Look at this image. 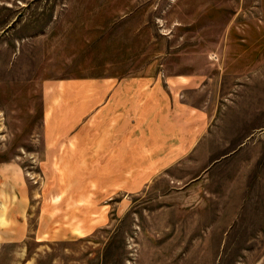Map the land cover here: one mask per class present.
<instances>
[{
	"label": "rangeland",
	"instance_id": "374dc122",
	"mask_svg": "<svg viewBox=\"0 0 264 264\" xmlns=\"http://www.w3.org/2000/svg\"><path fill=\"white\" fill-rule=\"evenodd\" d=\"M164 73L206 76L207 132L161 170L97 157L110 87ZM10 166L27 231L1 214L0 264H264V0H0Z\"/></svg>",
	"mask_w": 264,
	"mask_h": 264
},
{
	"label": "crops",
	"instance_id": "0c3cea01",
	"mask_svg": "<svg viewBox=\"0 0 264 264\" xmlns=\"http://www.w3.org/2000/svg\"><path fill=\"white\" fill-rule=\"evenodd\" d=\"M222 78L225 76L222 75ZM205 79V75L170 78L164 73L162 77L144 76L131 78L127 83L114 84L107 91L113 137L111 140H102L97 157L155 155L159 157L149 163L148 169L161 170L167 167L168 155L190 150L198 142L196 136L207 132L208 119L214 118L217 110L222 108L220 103H214L213 100L206 98L209 88L205 86ZM92 88H89V91ZM102 89L104 88L100 87L97 90L93 88L92 95L95 97L98 91L99 98H103L102 94L105 91ZM215 89L218 95L219 88ZM66 94L68 95V92ZM77 96L85 100V90L82 89ZM198 96L202 98L199 99ZM234 102L233 100L231 105ZM236 109H239V106ZM196 117L200 121L193 125ZM185 127L188 132H185ZM124 132L126 134H123ZM10 167L12 168H0L3 183L0 197L6 199V206L0 205V217L1 214H6L5 220L11 222L3 229L5 236L13 239L25 236L27 231V224L23 219L28 211V194L23 187L16 189L11 185L10 178L7 177L8 171L16 174L18 168ZM1 221L2 217L0 223Z\"/></svg>",
	"mask_w": 264,
	"mask_h": 264
}]
</instances>
